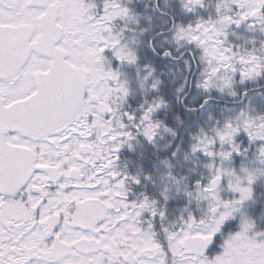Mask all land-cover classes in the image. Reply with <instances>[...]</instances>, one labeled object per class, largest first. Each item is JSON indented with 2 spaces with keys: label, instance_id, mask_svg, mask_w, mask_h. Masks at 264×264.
Masks as SVG:
<instances>
[{
  "label": "snow or ice",
  "instance_id": "obj_1",
  "mask_svg": "<svg viewBox=\"0 0 264 264\" xmlns=\"http://www.w3.org/2000/svg\"><path fill=\"white\" fill-rule=\"evenodd\" d=\"M0 264H264V0H0Z\"/></svg>",
  "mask_w": 264,
  "mask_h": 264
}]
</instances>
